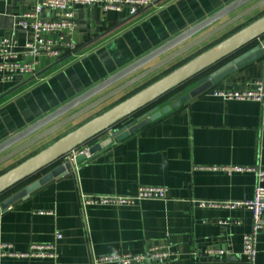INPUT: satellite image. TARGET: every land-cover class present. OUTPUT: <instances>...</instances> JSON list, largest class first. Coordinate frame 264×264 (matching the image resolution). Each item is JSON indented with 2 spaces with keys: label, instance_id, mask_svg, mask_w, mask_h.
<instances>
[{
  "label": "crops",
  "instance_id": "obj_1",
  "mask_svg": "<svg viewBox=\"0 0 264 264\" xmlns=\"http://www.w3.org/2000/svg\"><path fill=\"white\" fill-rule=\"evenodd\" d=\"M232 1L159 0L133 17L125 10L103 11L99 5L75 6L77 54L59 60L41 57L38 79L16 74L0 82V142ZM31 3L0 0V38L12 34L17 48L27 34L17 28L16 20ZM263 13L264 5L0 165V173L45 141L57 138L68 126H77L110 107ZM196 80H189L183 93ZM255 80H264V56L230 73L213 88L243 89ZM209 90L94 152L69 173L52 178L1 210L0 243L10 244L15 252H26L34 243L54 244L57 255H5L0 264H117L95 258L139 253L161 244L172 252L165 264H264V230L256 236L253 261L248 262L241 253L242 235L251 226L248 209L197 204L252 197L255 171L230 168L264 170V102L227 100ZM161 101L165 102L159 106L167 103ZM105 136L107 133L89 144ZM139 185L164 186L167 197L140 199L132 205L82 202L83 195L132 194ZM57 232L61 234L58 239ZM210 248L226 249L229 254H206Z\"/></svg>",
  "mask_w": 264,
  "mask_h": 264
},
{
  "label": "water",
  "instance_id": "obj_2",
  "mask_svg": "<svg viewBox=\"0 0 264 264\" xmlns=\"http://www.w3.org/2000/svg\"><path fill=\"white\" fill-rule=\"evenodd\" d=\"M251 1L233 0L0 142V165L50 137L264 5V0H256L247 5ZM233 12H235L233 15L218 22ZM180 44L182 45L179 46ZM262 56H264V13L1 172L0 211L26 197L52 178L69 173L75 165L86 160L88 155L136 132L168 113L172 108L213 88L230 73ZM157 58L159 60L155 61ZM152 61L155 62L150 64ZM195 78H197L196 85L187 92L178 97L173 95L167 98V103L163 106H159L158 103L152 105L169 91ZM146 107L148 108L141 111ZM106 132L107 136L103 139L89 144L87 149L75 155L73 162L68 159L60 161L64 160L72 150L88 144L92 139ZM45 169L47 171L41 173ZM36 174L40 175L12 194L2 196Z\"/></svg>",
  "mask_w": 264,
  "mask_h": 264
},
{
  "label": "built area",
  "instance_id": "obj_3",
  "mask_svg": "<svg viewBox=\"0 0 264 264\" xmlns=\"http://www.w3.org/2000/svg\"><path fill=\"white\" fill-rule=\"evenodd\" d=\"M159 0H31V6L16 20L17 28L27 34L24 44L17 48L12 34L0 38V82L19 74L28 80L38 77V65L41 57L59 60L72 57L78 52V45L73 34L77 21L75 6L99 5L103 11H124L128 16H136L141 10L155 6ZM209 92L223 99L254 100L264 102V80H255L243 89L212 88ZM87 149L77 147L65 160H74V156ZM90 155H88L89 157ZM76 166V165H75ZM235 171H255L256 184L253 195L248 200L226 202L198 201V206H221L229 209L244 207L251 213L250 230L242 235L241 253L248 262H252L255 254V240L259 232L264 230V170L249 167H231ZM167 188L164 186L139 185L136 191L127 195H83L85 205L115 204L132 205L140 199H164ZM55 233V238H60ZM209 255H228L222 248L207 249ZM32 256L55 258L54 244H31L26 252L11 250L8 243H0L2 256ZM172 252L167 245L152 246L139 253H111L95 258L98 262L117 264H165Z\"/></svg>",
  "mask_w": 264,
  "mask_h": 264
},
{
  "label": "rangeland",
  "instance_id": "obj_4",
  "mask_svg": "<svg viewBox=\"0 0 264 264\" xmlns=\"http://www.w3.org/2000/svg\"><path fill=\"white\" fill-rule=\"evenodd\" d=\"M39 78V77H38ZM37 78V79H38ZM192 82V81H191ZM190 84V81L189 82H187V83H184V84H182V85H180V87H178L176 90H175V92H174V95L176 96V97H178V96H180L181 95V93H183L184 91H186L188 88H189V85ZM162 101H158L157 103H161ZM165 101H163L160 105H162L163 103H164ZM100 111H102V109H100L98 112H100ZM98 112H96L95 114H97ZM85 119V118H84ZM85 121V120H84ZM76 126V124H74V125H70V126H68L66 129H64V131H62L61 133H58L59 135H62L63 133H65V132H67V131H69L70 129H72V128H74ZM107 133V132H106ZM58 134H57V136H58ZM56 136H54V137H52L50 140H47V141H45V143L44 144H42V145H40V146H38V147H40V148H42V147H44L45 145H47L48 143H50L51 141H53V139L55 138ZM90 142H88V144H89ZM88 144H85V145H83L82 147H86V146H88ZM39 148V149H40ZM36 149V148H35ZM38 148L36 149V150H34V152H36L37 150H39ZM62 161V160H61ZM17 162V161H16ZM16 162H14V163H16ZM13 163V164H14ZM12 164V165H13ZM10 166H11V164H9ZM9 166V167H10ZM5 169V168H4ZM15 188V187H14ZM9 191H12V189L11 190H9ZM9 191H7V192H9Z\"/></svg>",
  "mask_w": 264,
  "mask_h": 264
},
{
  "label": "trees",
  "instance_id": "obj_5",
  "mask_svg": "<svg viewBox=\"0 0 264 264\" xmlns=\"http://www.w3.org/2000/svg\"><path fill=\"white\" fill-rule=\"evenodd\" d=\"M167 73V72H166ZM180 87V86H179ZM178 88V87H177ZM177 88H175V89H173V90H171V91H169L167 94H165L162 98H160V100H158V101H161V100H167V98H169V97H171L173 94H174V92H175V90L177 89ZM157 101V102H158ZM157 102H154L152 105H154V104H156ZM152 105H150V106H152ZM149 107V106H148ZM148 107H146V108H144L143 110H141V111H144L145 109H147ZM140 111V112H141ZM139 112V113H140ZM46 170V169H45ZM38 174H36V175H34V176H32L31 178H33V177H36ZM7 192H5L2 196H4L5 194H6Z\"/></svg>",
  "mask_w": 264,
  "mask_h": 264
},
{
  "label": "bare ground",
  "instance_id": "obj_6",
  "mask_svg": "<svg viewBox=\"0 0 264 264\" xmlns=\"http://www.w3.org/2000/svg\"><path fill=\"white\" fill-rule=\"evenodd\" d=\"M60 161H61V160H60ZM63 161H65V159H64ZM63 161H62V162H63ZM70 161H72V162H73L74 160H70Z\"/></svg>",
  "mask_w": 264,
  "mask_h": 264
}]
</instances>
